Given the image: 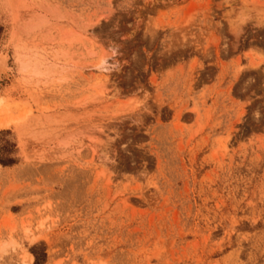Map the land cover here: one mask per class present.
<instances>
[{"label":"rangeland","instance_id":"obj_1","mask_svg":"<svg viewBox=\"0 0 264 264\" xmlns=\"http://www.w3.org/2000/svg\"><path fill=\"white\" fill-rule=\"evenodd\" d=\"M0 57V264H264V0H0Z\"/></svg>","mask_w":264,"mask_h":264},{"label":"trees","instance_id":"obj_2","mask_svg":"<svg viewBox=\"0 0 264 264\" xmlns=\"http://www.w3.org/2000/svg\"><path fill=\"white\" fill-rule=\"evenodd\" d=\"M0 133H2L0 131ZM15 152V145L13 143H10L9 141L5 140L4 145L2 148H0V165L3 167H10L16 163L15 158L13 157V154ZM35 257L34 264H40L45 261V254L42 253V255L36 254L34 251L32 252Z\"/></svg>","mask_w":264,"mask_h":264},{"label":"bare ground","instance_id":"obj_3","mask_svg":"<svg viewBox=\"0 0 264 264\" xmlns=\"http://www.w3.org/2000/svg\"><path fill=\"white\" fill-rule=\"evenodd\" d=\"M3 57V56H2ZM2 57H0V68L2 67V65H3V63H4V60H3V58ZM105 61H106V59L104 58V59H102V62H101V64H100V67H102V68H104V64H105ZM6 62V61H5ZM4 67H5V65H4ZM3 67V69H5ZM104 93V92H103ZM105 94V93H104ZM32 258V257H31Z\"/></svg>","mask_w":264,"mask_h":264}]
</instances>
